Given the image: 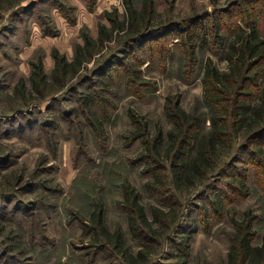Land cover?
<instances>
[{
	"label": "rangeland",
	"instance_id": "1",
	"mask_svg": "<svg viewBox=\"0 0 264 264\" xmlns=\"http://www.w3.org/2000/svg\"><path fill=\"white\" fill-rule=\"evenodd\" d=\"M126 1L0 0V264H229L237 224L246 219L252 245L262 244L260 159L242 151L229 167L234 151L217 144L206 176L182 175L173 186L171 134L179 129L169 114L179 101L180 110L202 118L201 135L211 131L206 61L230 70L229 30L244 27L243 15L264 0H130L141 27L169 28L133 56L132 49L119 54L125 65L116 58L91 77L126 42ZM214 24L223 25V43L211 39ZM87 38L94 44L79 74L70 67L64 82L55 77V54L71 63ZM87 94L99 105L80 104ZM140 132L151 140L162 134L158 159H141L149 151L148 138L135 140ZM188 153L195 156L196 147ZM124 186L139 192L145 209L138 238L120 205ZM157 208L168 225L157 220Z\"/></svg>",
	"mask_w": 264,
	"mask_h": 264
},
{
	"label": "trees",
	"instance_id": "2",
	"mask_svg": "<svg viewBox=\"0 0 264 264\" xmlns=\"http://www.w3.org/2000/svg\"><path fill=\"white\" fill-rule=\"evenodd\" d=\"M126 7L129 19V31L126 33V42H121L123 44L117 50L116 56L110 55L108 58L102 60L99 66L94 71H91L93 74L90 73L89 76H99L102 72V67L116 58L119 61L118 63L125 65L126 59L118 56L119 54L129 52L132 49L130 55L133 56V52L136 49H142L143 44L156 40L158 34L161 33L160 31L169 28L168 26L143 28L138 22L137 10L130 0L126 1ZM151 7L152 4L150 3ZM263 17L264 6L257 12L253 8L245 17L243 15L242 22L245 24L244 27L239 25L237 29L229 30L233 37H235V42L229 45L226 57L231 66L228 72L220 73L212 60L209 59L206 61L203 82L205 86V99L207 100L208 107L212 111L211 122L213 124L209 133L201 135L202 118L188 115L185 111L180 110L179 101L174 103L173 113H170L169 117L179 129V135L171 134L174 148L172 170L170 171L172 174L170 179H173L171 185L177 180L180 181L182 175L187 176L189 179L197 174L206 176L208 163H215L214 153L217 144L231 147L234 151V157L229 161V167L235 165L234 163L237 162V158L235 159V157L242 151L253 152L257 159H260L259 163L264 166V86L262 84L264 80ZM220 25L214 24L212 26L211 39L215 44L223 43L224 40L220 35L223 25ZM184 31L188 33L187 29ZM194 34L199 36L197 32H194ZM93 44L94 42L87 38L86 45L77 48L75 60L71 63H68L64 57L56 53L55 77L64 82L63 79L67 74V69L70 67L75 70L74 74H79L80 65L83 66L87 62L84 52L89 50ZM136 45L138 47L134 48ZM192 54H194V51ZM90 56H93L92 52H90ZM86 67L87 64L85 65ZM36 73L42 77V81L45 79V74L42 73L41 67ZM89 76H86L84 82L81 80L79 82L80 85H83L89 79ZM78 85L70 88L71 93L77 92L76 90L80 87ZM99 90L105 91L103 88ZM100 98L103 97L100 96ZM98 100L97 95L88 96L87 94L79 97L80 104L89 107L99 105ZM131 115L134 118V122L140 125L137 115L132 113ZM147 129L148 123L146 122L143 124V130L147 132ZM243 129L246 131V136L242 141L243 144L235 149V143L238 140L240 131ZM139 134L135 136V140H140L143 137L148 138L145 143L148 144L147 149L149 152L141 155V159H149V161L158 159L157 145L161 141L162 134L159 133L152 140L149 138L148 133L144 134L140 132ZM193 146L196 147L197 154L190 156L188 149ZM225 173L227 175L230 174L235 179L238 177L237 175H240L239 172L233 174ZM224 182L234 184L230 181ZM209 189V187L206 188L201 193V197L205 196ZM123 196L124 200L120 202V205L127 213L132 234L138 238L139 229L143 231L147 224L145 209L140 203V194L138 191L124 186ZM217 197L219 198V196ZM177 198L179 197L177 196ZM210 202L214 204L215 209H218L217 198H211ZM173 205L179 206L177 199ZM98 214L100 216L99 221H101L102 212L99 211ZM154 214L157 220L159 219L165 225L169 224L168 220L164 218L163 212L158 208ZM237 226L239 230L233 238L232 250L229 254V264H264V237L261 245L253 246L252 239L254 233L251 230V224H249L248 220L242 221Z\"/></svg>",
	"mask_w": 264,
	"mask_h": 264
}]
</instances>
